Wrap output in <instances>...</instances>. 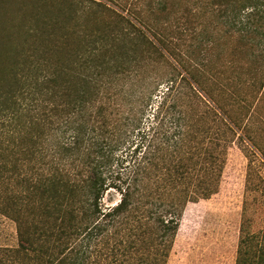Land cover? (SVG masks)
Segmentation results:
<instances>
[{
  "label": "trees",
  "instance_id": "16d2710c",
  "mask_svg": "<svg viewBox=\"0 0 264 264\" xmlns=\"http://www.w3.org/2000/svg\"><path fill=\"white\" fill-rule=\"evenodd\" d=\"M70 4L33 15L10 47L0 38V214L16 233L0 264H166L185 205L218 192L233 143L247 190L264 195L251 122L264 81L231 55L222 79L213 60L219 25L264 65V0ZM58 23L60 39L44 35ZM235 264H264V222Z\"/></svg>",
  "mask_w": 264,
  "mask_h": 264
},
{
  "label": "rangeland",
  "instance_id": "374dc122",
  "mask_svg": "<svg viewBox=\"0 0 264 264\" xmlns=\"http://www.w3.org/2000/svg\"><path fill=\"white\" fill-rule=\"evenodd\" d=\"M63 5H65L63 9L68 11L71 8L70 0H0V38L3 40L1 45L6 43L10 47L17 37L23 38L25 27L36 13H41L47 18L58 16L60 6ZM41 27L44 28L45 36L60 39L61 23H58V26ZM260 29L263 30V27ZM215 35L216 50L213 60L217 64L216 73L220 78L226 79L231 76L229 67L231 55L233 67L237 63L241 64V61L248 60L244 67L248 80L260 77V80L264 81L263 61L260 64L252 63V58H258L257 54L261 50L243 48L237 37L227 36L219 25L215 29ZM260 37L263 36L260 34ZM256 65L259 67L257 72L254 71ZM259 93L261 98L257 104L260 118L257 119L255 115L251 122L254 121V129H257L264 149L262 86ZM262 161L259 163L255 160L254 164L258 172L264 176V160ZM247 171L248 157L237 143H233L228 148L218 192L207 199H199L185 205L166 264H235L242 234L246 231L258 232L264 222V195L258 190H247ZM118 197V192L111 190L105 193L103 202L110 204ZM15 244V224L0 214V245Z\"/></svg>",
  "mask_w": 264,
  "mask_h": 264
}]
</instances>
